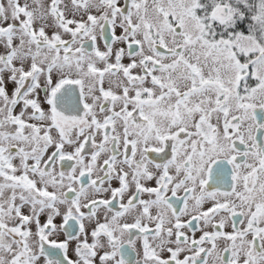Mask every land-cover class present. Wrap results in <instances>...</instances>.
I'll use <instances>...</instances> for the list:
<instances>
[{"label": "snow or ice", "instance_id": "obj_1", "mask_svg": "<svg viewBox=\"0 0 264 264\" xmlns=\"http://www.w3.org/2000/svg\"><path fill=\"white\" fill-rule=\"evenodd\" d=\"M0 264H264V0H0Z\"/></svg>", "mask_w": 264, "mask_h": 264}]
</instances>
